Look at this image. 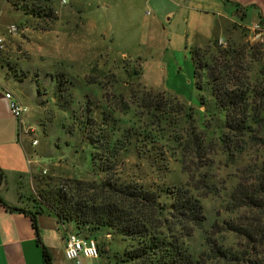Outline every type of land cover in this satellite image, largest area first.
I'll return each mask as SVG.
<instances>
[{
    "label": "rangeland",
    "instance_id": "obj_1",
    "mask_svg": "<svg viewBox=\"0 0 264 264\" xmlns=\"http://www.w3.org/2000/svg\"><path fill=\"white\" fill-rule=\"evenodd\" d=\"M41 2L54 10V21L45 23L25 16L6 0H0V35L5 36V48L0 52V86L28 108L25 125L36 128L34 135L23 137L25 161L37 175L34 197L39 199V192L48 187H66L84 197L94 193L82 190L80 184L98 182L105 176L93 157L88 134H108L112 123L121 132L130 127L142 132L150 129L140 100L150 90L163 91L192 109L191 119L184 113L173 114L178 124L165 132L162 148L172 159H159L151 168L145 159L149 155L134 157L137 150L132 146L119 156L113 177L181 186L199 197L207 221L188 240L192 252L206 257L209 241L215 240L224 249L240 254L239 260L210 258L207 264H252L255 255H264V245L251 248L237 235L223 230L227 222L244 220V213L229 205L230 196L242 180L251 177L246 169L264 158L263 149L257 148L237 160L223 152L219 139L224 132V114L217 108L206 80L201 89L197 87L191 50L182 47L163 51L165 34L150 23L152 17L145 12L151 9L146 5L131 10L124 0ZM9 25H16L18 32L8 35ZM229 37L228 42L248 45L264 41H253L252 31L235 32ZM261 53L258 58L264 63V50ZM87 99L96 107L92 111L95 120L83 129L88 116ZM103 113L108 126L102 124ZM192 126L197 138L188 133ZM151 128L156 134L157 127ZM34 138L38 140L36 146L32 145ZM160 151L148 154L156 156L155 152ZM62 224L69 232L95 237L99 242L103 254L94 259L82 256V264H115V255L119 256L124 248L122 237L112 230L81 233L69 222Z\"/></svg>",
    "mask_w": 264,
    "mask_h": 264
},
{
    "label": "trees",
    "instance_id": "obj_2",
    "mask_svg": "<svg viewBox=\"0 0 264 264\" xmlns=\"http://www.w3.org/2000/svg\"><path fill=\"white\" fill-rule=\"evenodd\" d=\"M6 1L25 16L38 21L47 23L56 18L54 10L41 0ZM262 27L264 38V25ZM227 44L222 47L218 41H213L203 48H194L191 58L197 87L201 89L206 80L217 108L224 114L221 128L224 132L219 139L222 150L228 158L237 160L257 148L263 149L264 154V63L258 58L264 50V41L251 45L236 41ZM56 79L60 80L59 77ZM57 89L61 90L60 85ZM60 106L65 108L63 104ZM139 106L147 111L150 129L142 132L130 127L121 132L112 123L108 134H88L93 157L105 176L98 182L80 184L82 190H93L94 193L84 197L66 187L41 190L40 198L33 199L35 212H28L34 224L36 213L48 211L54 213L59 222H69L81 233H97L104 228L112 230L125 243L120 255H115V264H207L210 258L219 257L239 260L237 251L224 249L215 240L209 241L210 253L206 257L192 252L188 240L204 227L207 217L201 199L189 189L164 186L157 181H121L113 177L119 156L129 152L132 146L137 150L134 157L149 155L145 159L151 168L156 167L159 159H172L169 151L162 148L165 132L171 130V125L178 124L172 117L184 113L192 118V109L163 91L150 90ZM94 108L87 99L85 113L88 116L83 129L95 120ZM103 114L102 124L108 126L107 116ZM152 126L157 127L156 134ZM194 128L190 127L188 133L197 138ZM158 150L161 151L155 152L156 156L148 154ZM246 170L251 177L237 185L229 203L244 213V220L242 223L227 222L223 230L256 248L264 245V158ZM43 259L44 264H51L46 249H43ZM252 264H264V255H255Z\"/></svg>",
    "mask_w": 264,
    "mask_h": 264
},
{
    "label": "crops",
    "instance_id": "obj_3",
    "mask_svg": "<svg viewBox=\"0 0 264 264\" xmlns=\"http://www.w3.org/2000/svg\"><path fill=\"white\" fill-rule=\"evenodd\" d=\"M124 1L131 10L139 4L152 10L145 15L164 32L163 51L203 48L219 40L227 43L232 33L264 25V0ZM6 91L0 86V264H44L43 249L51 264H77L65 257L66 228L57 216L39 214L35 225L28 213L33 211L37 175L25 161L24 135L19 134Z\"/></svg>",
    "mask_w": 264,
    "mask_h": 264
},
{
    "label": "built area",
    "instance_id": "obj_4",
    "mask_svg": "<svg viewBox=\"0 0 264 264\" xmlns=\"http://www.w3.org/2000/svg\"><path fill=\"white\" fill-rule=\"evenodd\" d=\"M65 2V1H63ZM263 27L261 24L254 25L250 31L253 33V41L262 40L263 38ZM18 32L16 25H9L7 28L8 35H14ZM218 44L222 47H226L227 43L223 40H219ZM5 36L0 35V52L4 50ZM5 98L9 102V108L13 117L17 120L18 131L20 135H34L36 128L26 126L24 118L28 114L29 110L24 106L10 91L5 92ZM38 144L37 139H32V145ZM66 231V245H65V257L68 260L74 261L77 264H82L81 257L87 259L99 258L102 254L99 242L94 237L80 236L73 232Z\"/></svg>",
    "mask_w": 264,
    "mask_h": 264
}]
</instances>
